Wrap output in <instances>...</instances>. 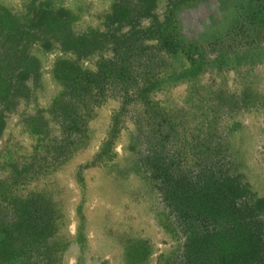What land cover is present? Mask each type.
I'll return each instance as SVG.
<instances>
[{
	"label": "rangeland",
	"instance_id": "rangeland-1",
	"mask_svg": "<svg viewBox=\"0 0 264 264\" xmlns=\"http://www.w3.org/2000/svg\"><path fill=\"white\" fill-rule=\"evenodd\" d=\"M179 1L156 0L153 14L162 21L170 13L174 22L169 31L185 44L196 43L204 56L201 74L172 81L183 73L184 60L163 61L152 50L155 42L144 40L135 52H127L131 70L148 71L161 84L144 101L131 88L123 94L118 86H107L102 104L90 105L85 132L68 138L67 128L49 112L62 95L51 75L53 63L78 61L94 70L114 52L108 42L79 59L64 53L52 38L61 30L75 38L105 32L104 19L114 4L122 15L136 19L133 12L139 14L142 29L149 27V18L140 15L138 0H0V46L12 43L11 25L35 20L40 4L74 18L53 33H42L43 42L54 48L47 51L41 42L30 45L40 64L39 76L27 81L32 98L5 114L0 137V217L12 219L9 199L44 189L61 214L53 255L30 247L29 264H193L184 256L182 218L163 198L167 179L151 165L153 158L174 181L239 178L250 194L240 201L254 209L264 239V42L247 18H240L264 8V0L251 7L248 0H184L174 8ZM236 18L241 22L237 28ZM128 30L123 26L119 34ZM244 99L251 102L248 108L242 106ZM114 119L112 151L98 158ZM196 224L200 232L213 228L211 223Z\"/></svg>",
	"mask_w": 264,
	"mask_h": 264
},
{
	"label": "trees",
	"instance_id": "trees-1",
	"mask_svg": "<svg viewBox=\"0 0 264 264\" xmlns=\"http://www.w3.org/2000/svg\"><path fill=\"white\" fill-rule=\"evenodd\" d=\"M183 1L174 4V8ZM254 1L256 0H248V5L251 7ZM138 2L143 8L140 15L149 18V27L146 29L139 27L140 23L137 20L139 14L135 15L133 12L136 19L130 15H122L119 12V5L114 4L112 11L104 19L105 32H90L87 36L75 38L65 30H61L59 37L52 38L54 42L61 43L59 48L64 53L72 52L79 59L88 58L108 42L114 52L112 59L98 61L94 70L82 68L78 61L58 59L53 63L51 75L60 85L62 95L60 94L55 100L49 112L67 128L68 138L85 132L84 120L88 117L90 105L102 104L106 97L107 86L114 84L123 94L131 88L139 101H144L161 84L157 76L148 71L131 70L127 52L132 50L135 52L138 43L144 40L155 42L152 50L161 53L163 61L168 60L169 57L184 60L183 73L172 76V81L196 78L203 71L204 56L196 43L185 44L173 31H169L172 30L171 26L174 22L172 15L169 13L159 21V18L153 14L156 0H138ZM45 6L40 4L35 13V20L32 19L26 26L18 23L11 25L10 28L14 32L12 43L9 46H0V137L5 128V114L13 111L21 101L27 103L32 98V91L27 86V81L39 76L40 64L30 54V45L41 42L49 51L55 45L50 41L44 43L42 33L50 31L53 33L56 28L63 27L65 22L68 24L74 21L70 13L53 12L47 10ZM263 10V7L258 6L253 12L241 14L240 18H247L264 42ZM240 23L237 19L234 23L235 28ZM123 26L129 27L128 33L119 34ZM239 31H242L241 27ZM98 37L100 40H97ZM234 47L235 50L241 49L238 46ZM240 60L236 58V62L239 63ZM246 96L243 94V97ZM246 100L242 101L243 108L251 105V102ZM116 121L117 119H114L109 133L110 138L103 143L98 158L105 157L112 151ZM151 165L156 172L162 173L161 176L167 179L161 188L163 198L171 208V212L182 218L183 233L186 236L184 256L188 263L264 264L261 224L254 220V209L248 202L240 201L250 194L247 186L242 184L239 178L225 176L214 180L211 175L210 179L202 184L189 181L184 183V179L179 182L168 176L167 169L158 167L155 158ZM47 193L44 189L31 192L26 197L15 196L9 199L12 203L9 206L12 219L4 222L6 217H0V264H29L27 249L33 246L36 252L40 253L43 250L44 255H53L51 251L54 246L53 236L58 231V217L61 214L52 206ZM261 204V200L255 203L258 208H261ZM197 222L211 223L213 228L210 231L204 229L200 232Z\"/></svg>",
	"mask_w": 264,
	"mask_h": 264
}]
</instances>
